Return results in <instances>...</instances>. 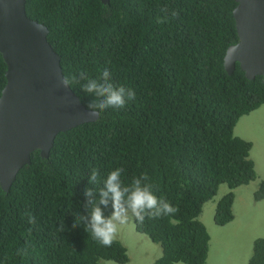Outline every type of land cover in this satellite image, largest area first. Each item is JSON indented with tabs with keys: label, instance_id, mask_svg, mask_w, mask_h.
<instances>
[{
	"label": "trees",
	"instance_id": "trees-1",
	"mask_svg": "<svg viewBox=\"0 0 264 264\" xmlns=\"http://www.w3.org/2000/svg\"><path fill=\"white\" fill-rule=\"evenodd\" d=\"M236 0H27L29 17L45 24L61 55L66 78L109 68V81L131 87L122 109L57 135L48 157L32 155L9 192L0 184V264H119L126 246L100 245L76 217L98 202L107 174L122 167L125 185L147 174L174 214L135 219L137 231L161 245L154 264H207L211 236L200 217L221 185L231 190L257 177L253 143L235 135L240 118L264 104V76L225 68L227 49L239 40ZM0 53V96L7 82ZM72 88L83 104L95 100ZM98 179L89 182L92 171ZM92 189L94 196L85 195ZM264 198V181L255 192ZM235 193L217 203L215 221L234 218ZM112 214L111 202L101 206ZM34 222H29V216ZM249 264H264V238Z\"/></svg>",
	"mask_w": 264,
	"mask_h": 264
},
{
	"label": "water",
	"instance_id": "water-1",
	"mask_svg": "<svg viewBox=\"0 0 264 264\" xmlns=\"http://www.w3.org/2000/svg\"><path fill=\"white\" fill-rule=\"evenodd\" d=\"M109 3L110 0H101ZM239 40L227 49L225 68L240 63L246 76H264V0H236ZM27 0H0V53L7 82L0 96V184L9 192L19 171L40 151L48 157L57 135L91 123L87 108L66 79L49 28L27 14Z\"/></svg>",
	"mask_w": 264,
	"mask_h": 264
},
{
	"label": "rangeland",
	"instance_id": "rangeland-1",
	"mask_svg": "<svg viewBox=\"0 0 264 264\" xmlns=\"http://www.w3.org/2000/svg\"><path fill=\"white\" fill-rule=\"evenodd\" d=\"M235 135L253 143L250 158L255 162L257 177L233 190L227 184L221 185L217 195L204 205L200 219L211 236L207 264H249L255 240L264 238V198L255 199V192L264 181V104L240 118ZM230 191L235 193V218L221 226L215 221L216 205ZM118 238L128 251L126 264H154L163 254L160 244L137 231L135 217L131 215L123 232L118 231ZM104 264L119 263L106 260Z\"/></svg>",
	"mask_w": 264,
	"mask_h": 264
},
{
	"label": "clouds",
	"instance_id": "clouds-1",
	"mask_svg": "<svg viewBox=\"0 0 264 264\" xmlns=\"http://www.w3.org/2000/svg\"><path fill=\"white\" fill-rule=\"evenodd\" d=\"M110 75L111 72L107 67L103 68L96 77H90L86 72L80 71L78 75L74 74L66 78L63 84L65 87H73L80 80H85L86 82L82 85L83 91L95 97V100L88 105V115L90 118H98L106 110L122 109L136 98L133 88L110 82L108 79ZM123 173L122 167L111 170L103 179V187L98 190V202L90 200L92 207L88 215L75 216L73 221L74 224L82 222L85 231L105 247L113 244L119 227L127 223L130 215L143 223L146 217L158 219L177 211L170 201L157 196L147 174H141L133 178L130 184L125 185L122 180ZM97 179L98 173L93 170L89 182L95 184ZM85 195L92 198L94 192L88 189ZM109 202H111L113 211L110 216H105L101 206L106 207ZM29 222H34L31 215Z\"/></svg>",
	"mask_w": 264,
	"mask_h": 264
},
{
	"label": "crops",
	"instance_id": "crops-1",
	"mask_svg": "<svg viewBox=\"0 0 264 264\" xmlns=\"http://www.w3.org/2000/svg\"><path fill=\"white\" fill-rule=\"evenodd\" d=\"M206 204V203H205ZM203 213V212H202ZM202 215V214H201ZM121 228V229H120ZM120 228H119V230L118 231H120V232H123V230L126 228V224H124V225H121L120 226ZM129 229H131V228H129ZM133 229V228H132ZM139 232V231H138ZM141 233V232H140ZM144 234V233H143ZM119 239V238H118ZM117 239V240H118ZM120 240V239H119Z\"/></svg>",
	"mask_w": 264,
	"mask_h": 264
}]
</instances>
